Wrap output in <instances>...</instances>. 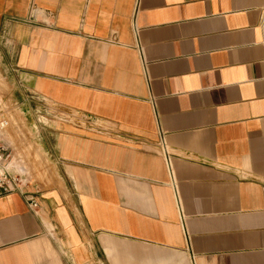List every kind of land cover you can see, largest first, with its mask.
I'll return each mask as SVG.
<instances>
[{"label":"crops","instance_id":"crops-1","mask_svg":"<svg viewBox=\"0 0 264 264\" xmlns=\"http://www.w3.org/2000/svg\"><path fill=\"white\" fill-rule=\"evenodd\" d=\"M0 70L59 174L0 264H264V0H0Z\"/></svg>","mask_w":264,"mask_h":264},{"label":"rangeland","instance_id":"rangeland-1","mask_svg":"<svg viewBox=\"0 0 264 264\" xmlns=\"http://www.w3.org/2000/svg\"><path fill=\"white\" fill-rule=\"evenodd\" d=\"M5 77L0 70V112L12 118V123L5 133L14 156L10 160V166L16 167L17 170H24L25 174L21 172L18 174L20 184L24 187L52 186L59 179L57 166L43 149L37 139V133L41 124L48 123V119H51L47 112L56 111L55 107L50 104L42 106L44 113L39 114L38 117L32 113H24L26 110L23 112L11 101V87Z\"/></svg>","mask_w":264,"mask_h":264},{"label":"built area","instance_id":"built-area-1","mask_svg":"<svg viewBox=\"0 0 264 264\" xmlns=\"http://www.w3.org/2000/svg\"><path fill=\"white\" fill-rule=\"evenodd\" d=\"M12 123V118H8L3 112H0V196L22 189L24 186L20 184L18 174L20 172L14 166L9 165V161L14 157L13 150L6 140L5 133ZM160 145L162 150L165 151L166 144L164 137L160 139ZM167 163L171 174L173 175V169L170 162V158H167ZM29 205L33 209L38 208V202L31 200Z\"/></svg>","mask_w":264,"mask_h":264},{"label":"bare ground","instance_id":"bare-ground-1","mask_svg":"<svg viewBox=\"0 0 264 264\" xmlns=\"http://www.w3.org/2000/svg\"><path fill=\"white\" fill-rule=\"evenodd\" d=\"M9 165H10V161H9ZM19 172H21L22 174H25L24 173V170H22V169H20V170H18Z\"/></svg>","mask_w":264,"mask_h":264}]
</instances>
